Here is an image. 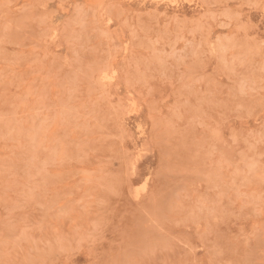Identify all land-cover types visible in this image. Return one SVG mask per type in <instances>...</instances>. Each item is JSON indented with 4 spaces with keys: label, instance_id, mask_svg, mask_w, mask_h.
Returning <instances> with one entry per match:
<instances>
[{
    "label": "rangeland",
    "instance_id": "374dc122",
    "mask_svg": "<svg viewBox=\"0 0 264 264\" xmlns=\"http://www.w3.org/2000/svg\"><path fill=\"white\" fill-rule=\"evenodd\" d=\"M0 264H264V0H0Z\"/></svg>",
    "mask_w": 264,
    "mask_h": 264
}]
</instances>
